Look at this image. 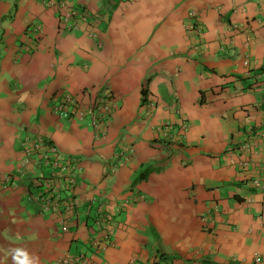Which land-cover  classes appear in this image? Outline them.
I'll return each instance as SVG.
<instances>
[{
    "label": "crops",
    "instance_id": "0c3cea01",
    "mask_svg": "<svg viewBox=\"0 0 264 264\" xmlns=\"http://www.w3.org/2000/svg\"><path fill=\"white\" fill-rule=\"evenodd\" d=\"M54 1L0 0V264H264V0H64L75 29ZM67 94L84 118L55 113ZM38 138L78 157L73 188L48 147L25 152Z\"/></svg>",
    "mask_w": 264,
    "mask_h": 264
},
{
    "label": "built area",
    "instance_id": "2783aa9c",
    "mask_svg": "<svg viewBox=\"0 0 264 264\" xmlns=\"http://www.w3.org/2000/svg\"><path fill=\"white\" fill-rule=\"evenodd\" d=\"M45 5H53L55 3L54 0H43ZM61 6L65 10V13L62 15V21L65 25H67L70 29H75L78 27V24L73 20L75 17L82 16V19L87 20L88 15L78 8L72 7L68 4L67 1H62ZM197 14L195 12H190V17H195ZM34 30L38 33L42 30V25L40 23L35 24ZM190 30L194 32V30H200L195 25L190 26ZM248 64V61L245 62ZM261 74H258L256 77L259 79ZM113 96L110 93L103 94L97 100H95L91 104L90 111L93 114L92 125L95 128H102L103 130L108 126L111 115L114 112V104H113ZM53 110L55 113L59 114L64 118H84L87 113V107L82 104L80 101H77L70 94L65 95L54 107ZM101 129V130H102ZM103 132V131H102ZM259 140L261 145L262 152V170L260 176L256 180V185L259 189L264 192V122L259 129ZM48 147L49 152L52 154V158H48V164L59 168L58 175L63 180V182L70 188H73L77 184V172L79 169V159L74 155L64 156L58 152L57 147L52 144H47L45 140L42 138H38L35 141H30L27 139L25 152L32 153L33 151L44 150ZM123 154H125L123 152ZM44 203L43 208L46 211H54L58 210L61 206V198L60 197H52L50 195H44L41 197ZM77 199L70 201L65 204V209L72 214L73 207L76 205ZM262 218L264 219V213L262 214ZM111 219L110 215H102L98 223L100 225L106 224ZM69 216L63 217L62 221V229L63 231H68L69 228ZM56 264H90L89 259L82 253L75 254H66L57 259ZM157 264H165L158 261Z\"/></svg>",
    "mask_w": 264,
    "mask_h": 264
},
{
    "label": "clouds",
    "instance_id": "9594fccd",
    "mask_svg": "<svg viewBox=\"0 0 264 264\" xmlns=\"http://www.w3.org/2000/svg\"><path fill=\"white\" fill-rule=\"evenodd\" d=\"M15 255L13 256L14 261L18 264H39L38 258L30 256L25 250L15 249ZM23 257V259H21Z\"/></svg>",
    "mask_w": 264,
    "mask_h": 264
},
{
    "label": "trees",
    "instance_id": "16d2710c",
    "mask_svg": "<svg viewBox=\"0 0 264 264\" xmlns=\"http://www.w3.org/2000/svg\"><path fill=\"white\" fill-rule=\"evenodd\" d=\"M142 95H143L142 101L143 102H146L147 95H148V87H147V85L145 87H143V89H142ZM149 170H150V167L147 168V169H145L143 172H141L140 175L134 180L133 184H136V182H139V181L145 179L146 176L149 173Z\"/></svg>",
    "mask_w": 264,
    "mask_h": 264
},
{
    "label": "rangeland",
    "instance_id": "374dc122",
    "mask_svg": "<svg viewBox=\"0 0 264 264\" xmlns=\"http://www.w3.org/2000/svg\"><path fill=\"white\" fill-rule=\"evenodd\" d=\"M57 170H59V168H56Z\"/></svg>",
    "mask_w": 264,
    "mask_h": 264
}]
</instances>
